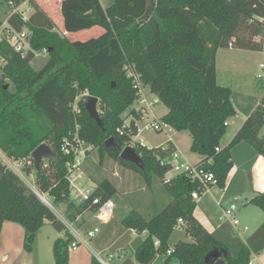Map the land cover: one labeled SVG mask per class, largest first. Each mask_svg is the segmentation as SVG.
I'll return each mask as SVG.
<instances>
[{
	"label": "trees",
	"instance_id": "16d2710c",
	"mask_svg": "<svg viewBox=\"0 0 264 264\" xmlns=\"http://www.w3.org/2000/svg\"><path fill=\"white\" fill-rule=\"evenodd\" d=\"M23 3L34 11L26 21L18 14L10 15L13 8ZM0 6L5 8L0 25L7 19L16 30L26 29L31 47L48 52L46 63L36 71L31 66V55L21 58L10 46L0 44V147L3 151L10 149L14 159L29 158L30 165L25 162L24 166L26 174L31 168L34 170L40 191L55 204L66 206L65 219L77 229L85 224L84 216H93L96 208L87 203L75 205L69 197L65 180L68 157L61 153L60 146L64 138L75 133L76 125L79 138L97 150L100 162L105 155L114 158L140 174L148 187L152 175L162 182L169 171L167 160L175 150L170 141L154 149L139 144L133 147L144 164L143 170L120 160V151L105 147L110 137L121 149L131 141L129 134L116 133L123 123V113L136 98L125 73L127 66L140 75L142 83L167 108L162 122L176 132H189V151L203 157L198 164L213 173L220 188L231 167L232 147L244 142L264 158V94L231 142L220 149L227 129L225 123L236 116V111L231 89L217 82L215 65L219 49L263 50V0H153V14L147 20L141 19L146 0H112L105 8L100 0H62L59 9L66 33L94 27L103 30L98 37L84 42H72L55 32V24L34 0H0ZM84 93L98 99L104 131L85 110L81 98ZM78 97L79 114L75 116L72 105ZM30 122L38 125L35 130L27 129ZM42 143L50 146L57 160L43 161L36 169L30 154ZM163 188L171 201L159 213L148 219L131 211L118 221L112 219L92 243L108 255L118 250L119 256L130 250L136 264L153 260L155 239L160 241L162 251L173 248L165 264H214L219 259L248 264L251 255L264 251V222L245 243L233 236L226 225L210 234L193 218L195 202L190 195L197 190L196 183L176 176ZM115 194V186L104 179L95 184L92 198L105 201ZM250 203L264 213V193ZM178 219L185 222L190 242L171 245ZM46 220L57 232H64V238L52 244L54 264H68L73 236L0 161V231L4 222L21 226L23 251L30 253ZM131 229L145 231L147 237L131 239ZM113 230L120 233L119 238L126 236L125 241L116 238L107 246ZM91 264L99 263L92 257ZM121 264L132 263L127 259Z\"/></svg>",
	"mask_w": 264,
	"mask_h": 264
},
{
	"label": "rangeland",
	"instance_id": "374dc122",
	"mask_svg": "<svg viewBox=\"0 0 264 264\" xmlns=\"http://www.w3.org/2000/svg\"><path fill=\"white\" fill-rule=\"evenodd\" d=\"M34 1L39 6V8L41 7L46 12L50 20L55 24L54 31L57 32L59 35L65 36L72 42L75 41L84 42L91 38L98 37L96 35L97 33L95 29H93L89 33H82V32L69 33L74 35L72 37H67L66 35L63 34V25H62V19L60 16V9H59L60 0H34ZM111 2L112 0H100V3L104 8L107 7ZM28 7L29 6L27 4H22L20 9L22 11H25L26 9H28ZM4 11L5 8L0 6V20H2L3 16H5L4 15L5 13H3ZM26 12L28 15H30L33 11L29 9V11L26 10ZM47 59H48V54L47 55L40 54L39 57L31 61V66L33 67L34 70L38 71L46 63ZM218 63L220 66L219 67L220 74L218 76L217 82L221 86L226 85V87L227 86L234 87L235 89L238 90L243 89V91L253 94L252 91L253 89H255L258 83V80L256 78L258 76L264 77V49L260 52L250 51V50H239L234 48L220 49ZM1 66L2 65L0 63V79L2 76ZM230 66L237 67V70L239 69L243 70L244 71L243 75L242 73L239 74L235 73L234 75L229 74L228 71ZM98 108L99 106L97 107V110ZM126 113L127 111L123 113L122 118L126 115ZM166 113H167V108L160 102L159 105L155 107L154 110L155 116L160 118L162 115H165ZM231 121L232 123L229 126L230 131L235 129L239 123V121L234 120V118L231 119L230 122ZM37 126L38 125L36 123L30 122L29 125L27 126V129L35 130ZM170 139H173V141L177 144L179 151H181L180 154L185 158L187 162L191 164V162L186 159L187 156H189V152H190L189 145L191 143V136L188 131L176 132L172 128H166L162 133L145 132L142 133L140 137L137 139V143L139 144L141 142L142 145L147 149H154L162 145H165V143ZM9 150L3 151L0 147L1 163L7 166L12 172H14L32 192H34L35 190L39 194L45 197V199L48 201L51 207H48L45 203L44 205H46L52 211L55 217L64 224L66 230L69 232L68 227H71L72 229L78 231L80 236L85 240H87L89 246L93 249V251L95 253H98L99 256L105 259L108 262V264H120L122 258H119L117 257V255H115L117 253H120L118 250L114 252L112 251L114 255L110 259H108L109 255L106 252L101 253L99 247H97L92 243V239L86 238V232L89 229L98 226L101 230H104V225L99 224V222L93 216L90 215L84 216L85 224L81 229H77L76 225L69 223L65 219L66 206L64 204H55L47 193H42L40 191V189L38 188L39 185L35 177V172L32 168L30 169V174L29 175L26 174L24 170V168L26 167L24 166H25V162L27 163L28 166L30 165V161H28L29 158L19 156V159H14V157L10 155ZM45 162L46 161H44L43 163ZM84 169H85L84 170L85 176L87 178H90L94 184H97L98 182H101L102 180L106 179L115 186L116 194L112 197V200L115 205L112 219H114L115 221L120 220L131 211H137L143 217L149 219L154 215H156L157 213H159L166 205H168L169 199L165 194L163 188L164 184L163 182H161L160 178H158L155 174L151 176L149 182L150 187H148V185L146 184V182L144 181L143 177L140 174L120 164L114 158L105 155L103 162H100L99 153L97 152V150L95 151L93 150L90 153V156L87 159V163L85 164ZM167 176L173 177L174 172H170ZM254 210L255 212H257L256 213L257 215L259 214L260 219H264V214L260 210L256 208H254ZM238 220L240 223L238 228H241L246 225L241 219ZM247 221L248 222L250 221L249 222L250 224L247 225L248 231L243 232L239 237L237 236V238H239L243 243H245L248 236L251 233H253L256 227L255 225L256 223H258L254 220L253 222H251V217ZM44 223L45 224H43V226L39 230L41 231L40 243H38L36 254L39 257L40 262L42 264H54L52 247L50 246V244L48 245L47 242L43 243V241H47L45 238L46 236H50L51 234H57V231H55V229L49 225L47 220ZM119 235L120 233L117 234V231L113 230V233L109 238L111 240L106 241L107 246L110 245L116 238L118 240L120 239V241L122 240L125 241L126 236L119 238ZM177 242H190V238L185 234L184 231H174L170 239V243L176 244ZM78 249L85 251L90 256L94 257L92 252L89 250V248L81 245ZM70 252L71 251L69 250V253ZM130 254H131L130 250L122 251V255L124 256V258ZM26 256H30V255H26ZM256 259L258 264H264V251L260 252L257 255ZM251 260L254 261V256H251ZM20 264H22V259L20 261Z\"/></svg>",
	"mask_w": 264,
	"mask_h": 264
},
{
	"label": "built area",
	"instance_id": "2783aa9c",
	"mask_svg": "<svg viewBox=\"0 0 264 264\" xmlns=\"http://www.w3.org/2000/svg\"><path fill=\"white\" fill-rule=\"evenodd\" d=\"M27 4V3H23ZM22 5V4H21ZM20 6L13 8L10 12V15L18 14L23 21H26L29 17L26 9L22 11ZM29 32L26 29L21 31L16 30L11 27L7 19H5L0 25V44L5 43L10 46L16 53H18L21 58H25L27 55H31V59H35L39 57L40 54L47 55L48 52L46 49L42 50H34L28 39ZM0 63H2V59L0 58ZM125 73L127 78L131 80V84L133 90L135 91V101L132 106L129 107L126 115L123 117V123L120 127L116 129V133L119 136H123L125 134H129L131 141L127 146L134 147L137 143V139L140 137L142 133L152 132V133H162L166 128H170L166 123L162 122L161 117L158 118L154 114L155 107L159 105L160 100L151 93L148 86H145L139 74L135 72V70L127 66L125 67ZM258 79H264L263 76H258ZM84 93L81 95V98L86 96ZM79 97L75 100L72 105V112L74 115L79 114V108L77 106V102ZM236 117V116H235ZM234 117V119H235ZM229 122L225 123V126L229 125ZM78 126H75V133L68 138H64L62 140L60 151L64 156L68 157V160L65 163L66 175L65 180L68 183L70 200L75 205H81L83 203H87L89 207L96 208V211L93 217L99 222L101 225H105L109 223L113 218V212L115 209V205L112 199H107L105 201H101L99 198H92V194L95 190V184L85 176L84 166L86 164V159L88 157V153L93 150L92 146L85 144L77 134ZM139 145L143 146L140 142ZM220 149L217 148L216 152ZM167 165L169 166V171L164 175L163 184H168L169 181L176 177L182 176L186 178L188 181L197 184V190L193 191L190 195L191 200L196 202L198 198L205 192H207L212 186L217 185V180L214 177L213 173L208 172L203 166L199 164H190L187 162L184 157L177 151L174 150L167 160ZM29 163V162H28ZM170 172H174V176L168 177L167 175ZM37 196L41 199L43 203H45L48 207L51 205L45 199L44 196L39 194L34 190ZM221 220L223 222H227L232 229V232L236 236H240L241 232L247 231L246 227L238 228L240 223L233 217V210L226 209L222 212ZM185 222L182 219H178L176 224L173 227L174 231H184L185 232ZM69 228V233L73 236L74 241L68 247V250L75 251L81 245L87 247L92 252L95 260L99 264H108V262L103 259L98 253H95L93 249L89 246L87 240L82 238L78 231ZM101 229L98 226L89 229L86 232L87 239H93L99 234ZM129 235L131 239H145L147 237V232H138L135 229L129 230ZM90 241V240H89ZM160 241L158 239L154 240L153 246L156 250L155 257L149 264H165L167 258L173 253V248L168 247L165 250H161ZM104 253V252H101ZM117 255L119 258H124L123 255ZM113 255H109L110 259ZM254 256V261L249 260L248 264H258L256 256ZM133 258V257H132ZM224 264H236L232 260H224Z\"/></svg>",
	"mask_w": 264,
	"mask_h": 264
},
{
	"label": "crops",
	"instance_id": "0c3cea01",
	"mask_svg": "<svg viewBox=\"0 0 264 264\" xmlns=\"http://www.w3.org/2000/svg\"><path fill=\"white\" fill-rule=\"evenodd\" d=\"M60 2L61 0L59 1V6ZM40 9L49 18V16L41 7ZM33 12L30 15H32ZM93 29H95L97 36L102 34L103 30L99 27H94L92 29L81 32L89 33ZM63 34L67 37H72L74 35L66 33L64 30ZM219 51L220 49L216 54L215 62L217 81L220 74V66L218 63ZM228 72L231 75H234L235 73H242L243 75L244 71L241 69L237 70V67L235 66H230ZM256 79L258 80V83L255 89H253L252 91L253 94L243 91V89L238 90L234 87L227 86L232 91L231 102L236 111V117L234 120H238L239 123L235 129L230 131L229 126L231 125L233 120L229 122L226 133L220 141V149L225 148L231 142L245 120L251 115L255 107L258 105L262 94H264V79ZM163 116L164 115H162L161 117ZM168 141L172 143L175 150L181 153L173 139H170ZM230 155L231 167L226 175L224 187L220 188L218 185L212 186L195 202L193 218L206 232L210 234L216 232L223 225L229 227L231 233L233 234L229 224L221 220L222 212L226 209L233 210V217L236 220L241 219L246 224L243 227L247 228V225L250 224V221H247L250 217L251 222H253V220L258 222L255 225V230L264 222V219H260L259 214L257 215V212H255L254 210V208H258L250 203L251 199H253L256 195L264 193V158L258 155L251 146L244 142H241L232 147V149L230 150ZM186 159L189 160L191 164H198L203 160V157L198 154L189 152V156H187ZM167 198L169 199V203L171 201V198ZM40 233L41 231L37 233L32 252L25 253L23 251V228L15 223L4 222L0 231V264H20L21 259L22 264H42L36 254L38 243H40ZM242 233L243 232H241V234ZM233 236L235 235L233 234ZM45 238L47 241H43V243L47 242V244H50V246L52 247V244L56 239L64 238V232H57V234H51L50 236H46ZM130 255L122 259L121 263L124 260L128 259L132 264H136L134 262V259L132 258V255ZM255 256L257 257V255ZM26 259H28L29 261ZM91 259L92 256H90L87 252L77 249L69 253L68 264H91Z\"/></svg>",
	"mask_w": 264,
	"mask_h": 264
},
{
	"label": "water",
	"instance_id": "95a60500",
	"mask_svg": "<svg viewBox=\"0 0 264 264\" xmlns=\"http://www.w3.org/2000/svg\"><path fill=\"white\" fill-rule=\"evenodd\" d=\"M153 10H154L153 0H146V10L141 19L147 20L153 14ZM5 88H7V86H5ZM83 104L90 118L95 121L96 125L99 128H101L102 131H104V128H103V125H102V122L99 116V112L97 110V107L99 104L98 99L96 97L86 95L84 97ZM105 147L111 148L115 151H120V154H119L120 160L133 164L139 170L144 169V164L133 147L126 146L123 149H121L120 146L116 144L113 137H110L105 141ZM30 156L33 159L34 166L36 169L40 167V164L43 161L56 162L57 160L56 154L52 151L50 146H48L45 143H42L38 147H36L31 152ZM35 195L37 196L36 193ZM39 200L41 201L40 198ZM214 264H224V260L219 259Z\"/></svg>",
	"mask_w": 264,
	"mask_h": 264
}]
</instances>
